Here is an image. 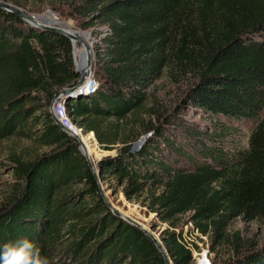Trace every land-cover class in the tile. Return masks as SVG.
I'll use <instances>...</instances> for the list:
<instances>
[{
  "label": "trees",
  "instance_id": "trees-1",
  "mask_svg": "<svg viewBox=\"0 0 264 264\" xmlns=\"http://www.w3.org/2000/svg\"><path fill=\"white\" fill-rule=\"evenodd\" d=\"M82 9L107 28L103 55L94 88L65 105L103 150L119 146L98 161L100 181L122 186L127 199L148 193L150 212L168 225L160 240L172 264L193 261L176 232L182 215L214 239L234 218L264 220V0H84ZM72 50L67 37L0 9V142L15 137L48 149L10 158L15 185L0 205V245L26 238L48 264H165L142 230L107 207L79 144L52 119L54 95L79 79ZM177 63L195 81L133 151L128 117ZM185 110L214 121L204 132L182 124L191 145L164 129ZM240 120L257 125L233 162L224 134ZM223 264H264V248Z\"/></svg>",
  "mask_w": 264,
  "mask_h": 264
},
{
  "label": "rangeland",
  "instance_id": "rangeland-1",
  "mask_svg": "<svg viewBox=\"0 0 264 264\" xmlns=\"http://www.w3.org/2000/svg\"><path fill=\"white\" fill-rule=\"evenodd\" d=\"M0 2L20 8L31 16L54 15L56 20L68 24L70 28L88 33L90 38L88 43L91 44V50L94 53L92 77L89 78L88 83L90 82L92 86H95V80L97 79L95 73L100 67L99 59L103 55L101 39L107 28L98 23H91V18H88L82 9L84 0H0ZM75 51L80 56L83 51L82 46L75 43ZM189 68L190 66H181L177 63L174 68L166 69L162 76L146 90L145 102L128 117L127 125L129 132H132V139H134L131 142L132 147H136L147 135L145 130L149 126L162 124L164 119L173 113L185 92L195 81V74ZM259 116V119H261L264 116V111ZM205 119L198 112L180 111L177 118L173 119L172 123L164 129L166 131L174 130L178 141L182 139L183 142H189L191 145L194 144L195 139H183L186 126L182 124L187 123L193 126L198 132L209 131L210 127H207V125H213L214 121ZM231 125L233 126L232 129L224 134L225 136L230 135L227 142L223 141L225 142L224 147L232 161L239 162L248 151L249 137L255 129L257 121L240 120L236 123L232 121ZM76 128L80 138L92 134V139H89L88 142L98 153V156L93 157V161H91L96 170L99 159L116 154V149L119 146L116 145L115 150L105 151L99 146L93 133L84 134L80 128L77 126ZM46 151L48 149H38L27 140L15 137L0 142V205L11 198L12 188L15 185L11 175L10 158L18 156L23 160H30L35 155ZM100 183L104 195L119 212L151 230L154 236H157L160 240L162 231L168 228V225L161 223L155 217V214L150 212L148 193L137 195L133 199H127L122 192V186L111 189L109 188L110 181L108 179L103 182L100 181ZM159 191L158 189L155 192L158 193ZM190 216L191 213H187L179 217L176 232L182 231V237L184 236L186 241L194 245L192 248V264H197L199 260L204 261V259H207L210 264L228 263L238 254L245 255L264 248L263 219L246 221L241 217L234 218L225 227L223 237L214 239L212 232L207 235L192 233L191 229H193V232L195 229L192 223L189 222Z\"/></svg>",
  "mask_w": 264,
  "mask_h": 264
},
{
  "label": "water",
  "instance_id": "water-1",
  "mask_svg": "<svg viewBox=\"0 0 264 264\" xmlns=\"http://www.w3.org/2000/svg\"><path fill=\"white\" fill-rule=\"evenodd\" d=\"M0 9L16 14L17 16H19L21 19H23L26 23H28L32 27L48 30V31L63 35L70 40V42L72 44V49H73L72 50V56H73L74 68H75L76 73L79 75V79L73 87L63 88L58 93H56L54 95L51 106H50V113L52 115V119L57 124L58 127H60L70 137L75 139L77 141V143L79 144V151L82 154V156L85 158V160L87 161L89 169L93 172V174L97 180V183L99 185L100 195H101L104 203L111 210V212L116 217L122 218L123 220H125L129 224H131V225L137 227L138 229L142 230L153 241L157 250L162 254L165 264H172L171 261L169 260L168 256H167L166 250L164 249L162 242L159 239L155 238V236L151 232V230L146 229L142 224H140L136 220H134L131 217L124 215L121 212H119L109 202V200L104 195L103 190H102V186H101L100 179H99V171L95 169V167L92 164V162L90 161L89 157L86 155L85 147H84V144H83L81 138L79 137V135H77L76 133L72 132L70 129L63 126L62 123L54 115V112H53L54 105L60 101H63L64 103H66V102L70 101L74 96L79 95L81 92H83L85 90V86L87 85L88 79L90 77H92L93 61H91L90 57H87L86 60L82 61L79 65H77L76 61H75L73 40L76 39V40L80 41L79 37L76 34L73 35L70 31L66 30L64 28V26H63L64 24L62 22L52 24L49 20H46L44 17L31 16V15L27 14L26 12H24L23 10H21L20 8H17L11 4H7V3H3V2H0ZM149 135L150 134H147L136 147H132V150L133 151L138 150L143 145V143L145 142L146 138Z\"/></svg>",
  "mask_w": 264,
  "mask_h": 264
},
{
  "label": "clouds",
  "instance_id": "clouds-1",
  "mask_svg": "<svg viewBox=\"0 0 264 264\" xmlns=\"http://www.w3.org/2000/svg\"><path fill=\"white\" fill-rule=\"evenodd\" d=\"M0 264H48L34 244L26 238L0 245Z\"/></svg>",
  "mask_w": 264,
  "mask_h": 264
},
{
  "label": "bare ground",
  "instance_id": "bare-ground-1",
  "mask_svg": "<svg viewBox=\"0 0 264 264\" xmlns=\"http://www.w3.org/2000/svg\"><path fill=\"white\" fill-rule=\"evenodd\" d=\"M44 18L46 20H49L52 24L60 22L56 20V17L54 15L45 16ZM62 23L64 24L63 26L66 30L70 31L73 35L76 34L80 39V41L76 39L73 40L76 64L79 65L82 61H85L87 57H90L91 61H93L94 53L91 50V44L88 43V40L90 39L89 34L86 32H80V31L74 30L73 28H70L68 24L64 22ZM75 43H78L82 46L83 51L81 52L80 56L76 54ZM88 81H87V85L85 86V90H84L86 92L94 88V85L92 86L90 82L88 83ZM89 139L90 140L92 139V134L87 135V137L81 136V140L85 147V153L89 157L90 161H93V157L98 156V153L95 151L94 147H92L90 143L88 142ZM155 238L158 239L157 236H155ZM199 264H202V260H200Z\"/></svg>",
  "mask_w": 264,
  "mask_h": 264
},
{
  "label": "built area",
  "instance_id": "built-area-1",
  "mask_svg": "<svg viewBox=\"0 0 264 264\" xmlns=\"http://www.w3.org/2000/svg\"><path fill=\"white\" fill-rule=\"evenodd\" d=\"M53 112H54V115L56 116V118L62 123L63 126H65L66 128L70 129L72 132H74L78 135V129L76 128V125L71 122V120L67 114L66 105L63 101H60L54 105ZM192 230L193 229H191V232L194 234L199 233L197 230H194V232ZM180 242L189 251H191V253L193 252L192 248L194 245L192 243L186 241L184 236L182 237V241H180ZM199 262H200V260L198 261L197 264H199ZM202 264H210V262L207 259H204V261H202Z\"/></svg>",
  "mask_w": 264,
  "mask_h": 264
}]
</instances>
